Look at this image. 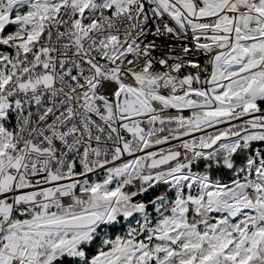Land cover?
Instances as JSON below:
<instances>
[{
	"label": "snow or ice",
	"instance_id": "6c2138e0",
	"mask_svg": "<svg viewBox=\"0 0 264 264\" xmlns=\"http://www.w3.org/2000/svg\"><path fill=\"white\" fill-rule=\"evenodd\" d=\"M0 264H264V0H0Z\"/></svg>",
	"mask_w": 264,
	"mask_h": 264
}]
</instances>
